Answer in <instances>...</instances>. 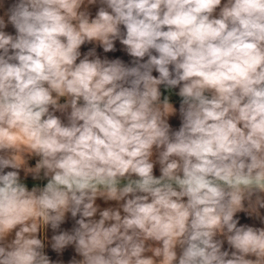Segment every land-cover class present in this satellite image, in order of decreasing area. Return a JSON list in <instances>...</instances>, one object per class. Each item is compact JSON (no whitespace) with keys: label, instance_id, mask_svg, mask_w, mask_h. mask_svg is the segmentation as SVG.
<instances>
[{"label":"clouds","instance_id":"obj_1","mask_svg":"<svg viewBox=\"0 0 264 264\" xmlns=\"http://www.w3.org/2000/svg\"><path fill=\"white\" fill-rule=\"evenodd\" d=\"M0 13V264H63L40 233L68 214L50 240L74 247L68 264H264V226L237 216L264 223V0H0ZM116 41L132 63L82 55Z\"/></svg>","mask_w":264,"mask_h":264},{"label":"crops","instance_id":"obj_2","mask_svg":"<svg viewBox=\"0 0 264 264\" xmlns=\"http://www.w3.org/2000/svg\"><path fill=\"white\" fill-rule=\"evenodd\" d=\"M83 7V6H82ZM88 10L90 11V13L94 16L98 7H100L99 4L96 5H88ZM2 14V13H0ZM5 31H8L10 33H15V29L11 24H7ZM116 51H109V52H104L103 48L100 45L94 44V43H86L84 45L81 46V52L82 55L84 53H86L90 48L95 47L96 48V54L100 55L101 58L107 57L109 59H114V58H120L122 59L125 63H132L133 58L131 56H129L126 51L123 48V45L120 44L119 41H116ZM154 75H158V73H156L154 71L153 73ZM162 88V92L165 95H169L170 96V101L173 103L174 107H176L177 109L179 108V103L181 98L177 95L178 92V88L176 89H172L171 93L169 94V91L167 89H164L163 86H161ZM64 101V98H61V102ZM58 115H62L61 113H57ZM169 123L172 126L173 129H178L181 123L180 120V116H179V112L177 111V113L171 117H169ZM39 159V157L33 156L31 158H29L27 160L28 166L30 167H34L36 161ZM7 170H11V169H6ZM20 173H21V178H22V182H24L29 188L33 187V186H43L44 184H46L47 180L46 178L44 179H33L31 173H25V171L23 169H20ZM154 173L156 175H159V164H157L154 168ZM97 203L101 206V208L104 207H108V206H115L116 202L115 201H104L102 198H97ZM262 212H264V209L261 210ZM237 216L240 217V223H249L253 226H257V227H262L264 226V223H262L260 221L259 218L255 217V216H248L246 213L244 212H240L237 213ZM75 221L74 219L71 217L70 214H68L65 222L61 225V228L58 230H53L50 228V226H46L42 232L40 233V236L42 239H44L45 242V252L49 255L50 259H52L53 261H63V264H68V262L73 258L76 257L77 259H79V255L75 252V249L73 246H68L65 250H63L60 253H57L55 250H53L50 246V240H51V236L54 234L55 231H60V230H70L72 228V226L74 225ZM14 234V233H13ZM223 247L225 249H228L229 251H231V249L229 248L227 242H224ZM251 258H255V257H251Z\"/></svg>","mask_w":264,"mask_h":264}]
</instances>
